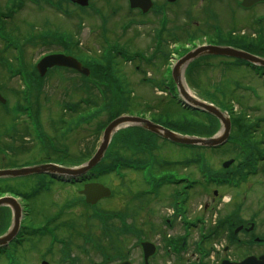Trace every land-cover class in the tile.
Wrapping results in <instances>:
<instances>
[{
  "label": "rangeland",
  "instance_id": "374dc122",
  "mask_svg": "<svg viewBox=\"0 0 264 264\" xmlns=\"http://www.w3.org/2000/svg\"><path fill=\"white\" fill-rule=\"evenodd\" d=\"M117 1V0H116ZM114 0H109V5L104 6L101 10L104 12L105 16L108 17V22L104 25L106 28L105 36L109 39V42L115 41L117 37H120L121 30V22L124 21L122 18L123 10L121 8L116 9L114 13H111L113 10L112 6L118 4H113ZM98 4V3H96ZM240 18L237 19V24L248 23V17L245 13L240 12L238 14ZM150 15L148 16V18ZM171 19V29L180 32V27L186 26L189 28H193L195 25L184 24L185 18H183V14L179 13L178 10H174L172 13ZM192 17L190 23H193L195 19H197L196 15L192 13ZM83 24L81 25L80 30L74 32L75 24H57L55 27H58L59 31L66 30L70 32H74L77 34V39L80 40L81 48L86 51V53L98 54V52L106 45V40H104V35L102 33L103 24L99 20L92 19L91 21L88 18L83 19ZM144 22L138 27L131 26L124 33L125 35L120 38L121 42H128L130 46H128V51H146L149 52V48L152 46L153 37L156 33V28L159 27L151 20H143ZM206 26V25H205ZM204 25L202 27H205ZM49 27H53L49 25ZM199 29V28H198ZM197 29V30H198ZM170 31L172 33L173 31ZM24 35L25 31H18ZM169 33V34H170ZM180 35H183L180 34ZM175 36V35H173ZM22 36H20L21 40ZM184 38V37H181ZM45 45V48L43 47ZM37 44L29 48L28 46L24 51V58L27 62L33 63L37 60L38 56L49 50L46 44ZM103 50V49H102ZM135 63V61H134ZM143 71H147L152 79V85L142 82L143 73L134 71L133 63H119V75L123 77L124 83L127 85L125 88L127 93V103L128 107H121L123 114H134V115H144L148 118H151L153 114L156 112H168L173 114L174 112L180 113L176 106L170 101L169 97H166L167 93L165 92L163 86L160 85V80L163 78V60L159 56L155 59V61L146 66L145 63H140ZM226 69V72L223 71ZM201 72H191L189 73L192 85L195 87L188 88L191 93L197 97V99H205L206 101L212 100L206 97L207 90H214L212 88L213 85L218 83L225 88L226 96L218 95V99L221 101H226L234 104V110L236 113L240 109H245L247 112L248 119L252 118H262L261 129L264 131V84L259 83V79L251 76L252 74L246 69H232L228 68H205L200 69ZM232 71V72H231ZM61 73H51L47 75L48 77L43 82V90L42 94L39 96L40 99L37 103V111L40 114V121L43 125L46 133L53 138V143L55 146L66 149V153H68L72 158H82L83 156L89 155V152L97 147V144L100 140V132L99 127L101 124H104L106 120L109 119L110 111L114 109V106L109 108L106 107L101 111V105L99 106V111L93 110L90 111L94 113L91 117L86 118L84 120L78 121L77 119L80 116H74L69 114V112H65L62 104L65 101L73 102L78 101L82 96H89L96 103H100V98L98 92L96 90H87L81 87V78L72 73L71 71H60ZM221 72V74L219 73ZM146 73V76H148ZM225 76V78L222 77ZM236 79L239 84H253L248 89H233L232 82L227 83L226 80H234ZM219 81V82H218ZM7 84L11 88L19 87V83L17 80H7ZM161 86V87H160ZM209 92V91H208ZM241 95V96H240ZM108 96V100L111 98L110 93H106V97ZM229 96V98H227ZM240 96V97H239ZM257 96V97H256ZM101 97V95H100ZM239 98V99H238ZM9 107L13 108V99L10 96ZM129 101V102H128ZM215 101H217L215 99ZM250 106H255L256 108H251ZM111 109V110H110ZM248 109V110H247ZM6 110L3 111L0 107V165H10L22 162H28L36 160L41 153L43 157L45 155L50 156L54 159H58L61 156L53 152L50 148L49 150L40 149L34 142L32 135L30 134L29 127L24 124V118L20 114L16 115L11 109L9 112L5 113ZM98 111V112H97ZM181 115H183L181 113ZM70 116L74 117V122L70 121ZM187 116V115H184ZM61 117V120H58ZM76 117V118H75ZM3 119V120H2ZM13 123L17 124L16 127H13ZM71 128L70 131L65 133V130ZM62 134V135H61ZM256 141L264 139V135L260 137L258 133H255L253 137ZM195 149L175 145L171 143L162 144L160 148L159 154L161 157L170 158V159H178L174 161H179L180 159L190 157L194 158ZM200 152V151H199ZM197 153V152H196ZM205 154L206 160H204L211 171H219L221 162L225 159L233 158L236 154V150L230 148L220 149L217 151H203ZM65 155V157H67ZM181 165L176 167V171L185 172L192 174L193 178L200 179V172L195 167V165L189 166L187 169H181ZM142 171H126L120 175H115L113 173L109 175H101L99 179L102 183L106 184V186H110L114 195L111 198H105L102 200L96 207L92 208H103L107 210H118L122 209L121 200L125 198V196L129 193L137 192L138 190L146 187L144 183V175ZM33 176H27L23 178L24 184H14L16 188L23 187V190L28 191L30 186L33 185L34 180H32ZM264 177L262 175H258L256 177L249 178V182L246 180L245 183H241V186L232 189V188H219V187H203V186H195L192 189V193H190V197L188 198V210L190 218L194 219V217L204 218V225L209 226L212 224V220L214 219V215L216 217L224 218V217H232L235 218L238 215L239 217H248L250 216V212L257 211L256 209L261 208L260 212H263L261 217L258 219H262L264 216ZM252 179V180H251ZM123 182V183H122ZM2 186H6L2 184ZM28 186V187H26ZM12 187V186H11ZM219 189L223 197H217L213 193V189ZM78 189L79 186L66 185L60 181H54L49 184V188L41 191L38 196L29 199V207L30 211L28 214V219L26 221L32 227H38L45 223L46 217L53 212V209L60 208L66 201L76 199V205L73 208H70L72 211L71 216L75 217L78 213V210H84L81 207V203L78 198ZM170 192L172 193L171 186L162 187L159 191L158 197L151 199V204H146V201H140L142 211L140 212L141 219L139 220V224L141 228L145 229L148 222L146 221V214H151V210H148L149 207L152 209L151 220L156 223L155 225H164L163 217L167 216L168 206L167 200L170 197ZM80 194V193H79ZM124 195V196H123ZM215 195L216 197H214ZM229 200L225 202L224 200ZM153 200V201H152ZM236 200V201H235ZM132 202L129 205V208H134L132 206ZM205 203L206 209L202 210L199 208V205ZM146 204V205H144ZM124 205V204H123ZM239 205V206H238ZM131 206V207H130ZM167 206V207H166ZM67 210L69 208H66ZM81 212L79 214H83ZM67 215H69L67 213ZM258 215V216H260ZM257 216V218H258ZM257 219L256 216L254 217ZM79 219V218H78ZM90 222V221H88ZM179 223V222H178ZM264 222H259V225ZM177 225L176 223H173ZM257 227V226H256ZM176 229V228H175ZM166 230V229H165ZM177 230V229H176ZM258 231L264 232V227H259ZM70 232L68 230L60 229L59 233H57L58 237H65L66 240H71ZM143 236H151L153 238V234H150L148 231L143 232ZM59 246V242L57 240H51L47 235L44 236V240L38 244L37 240H29L22 248L18 247L9 248V253H11L14 258L15 264H39L40 261L48 259L51 263L52 258L56 256L57 248ZM242 252L237 250V255ZM5 261H1L0 264H4Z\"/></svg>",
  "mask_w": 264,
  "mask_h": 264
},
{
  "label": "flooded vegetation",
  "instance_id": "af4514ba",
  "mask_svg": "<svg viewBox=\"0 0 264 264\" xmlns=\"http://www.w3.org/2000/svg\"><path fill=\"white\" fill-rule=\"evenodd\" d=\"M87 2L88 4L84 6L76 0H0V35L12 42L13 32L19 28L14 26L21 25L20 28L25 31L23 39H26L28 35L32 36L35 34H31L32 26H37V33L35 35L39 37L45 33L46 25L55 27L57 24H76L77 21L83 23L84 18H88L91 21L92 19H96L92 8L96 11H101L104 6L108 5L109 0H87ZM152 3L157 10L161 11L162 22H166V20L169 22L168 20L172 16L173 10L178 9L185 15L184 24L195 25L193 29L184 27L186 30H191L190 32L197 33L202 29L203 25H206L208 31H213V34H217L218 30H220L219 32L221 34L234 39L236 43L238 41L241 43L244 41L245 45L250 48L258 47L260 51L264 50L259 38L260 34L264 32V22L261 23L260 18H248L247 24L249 25H247V28H249V31L240 30V27L236 26L238 0H152ZM127 4L128 0H118V7L123 10L122 17L127 20V23L133 24L136 22V19H140L141 11L138 8L132 10L126 9ZM260 4L263 3H257L252 8L254 9V6L256 7V5ZM150 11L151 9L146 14ZM192 13L197 15L198 20L190 23V17L187 18L186 16L192 15ZM197 28H199L198 31ZM16 45L21 47L22 43ZM23 45L22 51L24 52ZM12 51V47L0 39V95L1 97H5L6 100L9 99V92L13 90L7 84V80H11L8 69L24 71L26 73L32 71V66L27 61H23L21 66L20 64L14 65L12 58L8 57L12 54ZM22 51L21 53L23 54ZM16 164L21 165L23 162ZM18 199L21 202L20 211L22 213V220L16 236L8 246L10 248L17 247L20 244L24 245L28 242L27 233L30 226L25 223V218L29 212V206L26 201L27 199L20 197ZM99 202L100 200L96 205ZM134 206L124 216L122 220L123 226L119 227V229H127L123 235L121 233L119 234V231L112 232V227L101 225L98 221L93 226L85 225L77 230L75 224L70 225L74 221L72 216L63 214L64 210L53 209V212L47 216L45 223L37 228L43 231L45 228L50 229L51 227L53 231L55 229L56 234L59 233L60 229L64 228L70 232L69 235L72 239L69 240L68 238L66 240L65 237L59 238L60 246L56 250L58 254L52 258L54 263H51L46 258L44 259L49 264H118L120 262H129L128 264H199L200 251L197 248L198 246H196L199 242L192 238L193 229L196 228L195 226L180 227L175 224L155 225L156 223L152 222L153 225H146V228L143 229L139 224L141 217L139 216L138 204L136 203ZM10 211L8 208V223L11 219ZM59 212L61 214L57 215ZM86 212L88 215H91L93 210H86ZM260 220L264 222V216ZM124 222L128 224H124ZM230 223L234 224V229L240 227L239 232H243L244 241H241L242 245L248 249L250 248L247 255L259 256L264 253L263 231V236L258 237L259 240H257L258 238L256 236L253 237V230L256 227L245 218H235ZM261 226L264 227V223L259 225V227ZM81 229L87 230L86 240L82 239L86 236V232L85 234L77 232ZM142 229L153 234V238L150 236L146 239L154 245V248H152L153 253L147 256L146 260L143 249L140 247L142 242L140 240V232ZM44 236V231L42 235L39 234L37 237L38 244L41 240H44ZM255 239L257 242L254 241ZM250 240H253V242L249 243ZM214 242L208 240L205 241V245L209 247ZM236 248V242L234 244L230 242L229 245H223L221 249L217 248L213 257H209V260L203 264L237 262L244 256H236Z\"/></svg>",
  "mask_w": 264,
  "mask_h": 264
},
{
  "label": "trees",
  "instance_id": "16d2710c",
  "mask_svg": "<svg viewBox=\"0 0 264 264\" xmlns=\"http://www.w3.org/2000/svg\"><path fill=\"white\" fill-rule=\"evenodd\" d=\"M107 52L108 53H106V55L100 60H91L89 64L96 79L106 83L104 84L105 90L112 93V98L104 105V108L108 107L109 105V108H111L113 107V105H115L114 109L110 111L109 116L111 119L112 117L122 112L121 107H128L126 94L129 92L125 89L123 90V92H120V90L117 88L118 80L116 78L117 70L113 65L114 58L111 55V51ZM204 95H206V97L211 100L216 99L215 95H213L211 92H208V90ZM227 98H229V96H227ZM218 103L226 108L230 107L229 102L221 100ZM176 108L180 113L174 112L173 114H170L164 111H157V113L153 116V120L178 132L200 136L211 135L217 129L218 123L213 116L196 111L189 112L188 110L187 112L186 110L178 106H176ZM77 110L78 107L76 108V111ZM181 113L183 115H181ZM244 114L245 111L242 110L241 115L233 114L231 117L232 123L234 125L233 136L236 137L237 143L240 144L241 149L243 148L242 144H245V139L250 137V135L252 134V125L244 124L245 122L242 118ZM84 118L85 117L78 118V121H81ZM159 140L160 139H158V137L154 134L149 133L148 131L143 130L139 127L125 128L113 136L104 158L96 167H94L93 171L98 172L99 174H102L104 172L109 173V171L111 170L115 171L128 167L136 168L138 167V164L136 163H147L149 161L153 162V167L156 168V170L163 169V167L164 170H167L165 168L167 167L166 165L169 161H165L162 159L157 160L155 158V153H153L157 150ZM85 158H87V155L86 157L83 156L82 158H77L76 161H82Z\"/></svg>",
  "mask_w": 264,
  "mask_h": 264
},
{
  "label": "water",
  "instance_id": "95a60500",
  "mask_svg": "<svg viewBox=\"0 0 264 264\" xmlns=\"http://www.w3.org/2000/svg\"><path fill=\"white\" fill-rule=\"evenodd\" d=\"M139 5L144 6L147 5L146 0H142L139 2ZM203 54H220V55H230V56H238L244 59L248 60H254L253 57L246 55L244 52L229 48V47H217V46H206L197 48L191 52H188L186 56L184 55L182 58H179L178 62L176 63V66L173 68L172 76L173 80L176 82L177 87L179 90V93L182 97V100L187 103V105L198 108L201 110H205L213 115H215L221 122V130L220 134L215 137L210 138H199V137H189V136H183L180 134H177L175 132H172L168 130L167 128L156 124L154 122H151L150 120L146 118H142L139 116H133V115H121L113 119L108 125H106V128L103 131L101 142L94 152L93 155H91V158L86 162L83 166L77 167V168H62V167H56L52 164H41L36 166H30V167H24L19 169H3L0 170V177L1 176H16V175H26V174H32V173H41V172H50V173H59V174H65V175H72L75 176L78 174H81L85 172L86 170L90 169L92 166H94L102 157L104 151L107 148V144L110 140L111 134L119 127L126 126V125H137L141 126L155 134H159V136L169 139L172 142L181 143V144H198V145H204V146H216L219 144H222L228 137L229 134V128H230V122L227 117L223 115V113L217 109V107L207 104L201 100H198L194 98L192 95H190L185 88L182 85L181 82V72L183 67L192 59L203 55ZM53 65H65L74 67L76 69H79L80 71L87 72L86 69L82 68L81 65L73 58L64 56L61 54H51L47 55L44 58L40 60L38 63V69L41 74H43L47 67H51ZM228 163H225L224 165H227ZM83 193L86 194V198L90 201H94L96 197H100V195H108L109 190L107 188L101 187L99 184H89L84 186ZM13 200L9 197H3L0 198V205L1 204H12ZM19 213L17 208L15 207V216H14V226L11 229V231H8L5 235L0 237V244L5 243L9 241V239L12 237L13 233L16 230L17 227V217ZM147 245V243H144V246ZM236 264H264V255L261 256L258 260L255 257H247L244 260H242L239 263Z\"/></svg>",
  "mask_w": 264,
  "mask_h": 264
},
{
  "label": "bare ground",
  "instance_id": "6f19581e",
  "mask_svg": "<svg viewBox=\"0 0 264 264\" xmlns=\"http://www.w3.org/2000/svg\"><path fill=\"white\" fill-rule=\"evenodd\" d=\"M188 92H190V90H188ZM191 93V92H190Z\"/></svg>",
  "mask_w": 264,
  "mask_h": 264
}]
</instances>
